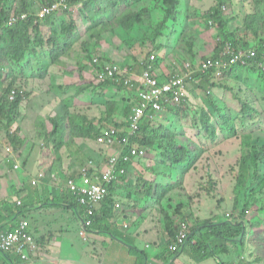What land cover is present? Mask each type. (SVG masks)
I'll return each mask as SVG.
<instances>
[{
	"label": "trees",
	"instance_id": "obj_1",
	"mask_svg": "<svg viewBox=\"0 0 264 264\" xmlns=\"http://www.w3.org/2000/svg\"><path fill=\"white\" fill-rule=\"evenodd\" d=\"M56 1L58 0H0V135L2 136L0 152L7 144L14 153L21 154L25 141L19 136L23 131L19 121L23 116H30L31 120L33 119V131L43 140L44 150L51 153L54 164L58 166L57 171H64L65 175L69 173L75 178L81 174V169L90 159L97 160V153L92 149L90 142L97 139L102 129L114 127L118 128L122 135L126 134L123 131L132 111V104H129L130 96L134 99L136 90L134 84L129 87L124 82L130 72L140 73L148 68L151 54L148 52L137 57L138 53L134 49L138 47L144 51L147 49L144 47L147 42L154 44L155 47H151L150 52L152 50L158 53V56L154 63L156 69L152 71V75L160 79L167 75L165 70L169 67L165 66L164 61L169 55L167 50L169 45L161 38L168 32L167 28L170 24L177 25L180 20V6L183 0H66L67 6L61 7L59 13H53L43 19H36L33 16L42 5ZM103 3L109 5L110 16L106 20L100 17L104 11ZM155 5L160 8L157 19L152 18ZM189 10L196 12L193 8ZM239 12L245 13L236 25ZM22 13H28L30 16L13 25L8 24L10 15ZM79 13V17L76 16ZM56 16L60 22L59 28L51 27L45 31L44 25L52 26V18ZM146 19L151 22V32L145 30L138 38V35H134L135 28L139 29L141 24L146 23ZM187 21L185 34L188 36L187 38L184 36L181 50L178 45L176 46L178 49L176 57L186 52V59L198 61L199 50L195 48V43L203 41L204 44L202 29L215 30L216 45L212 50V57H225L223 53L227 46L236 50L251 49L255 52V56L248 59V68L257 72L264 83V66H261L264 64V0H215V4L206 12L200 16L189 15ZM82 27L87 29H83L79 37L78 31ZM174 31L176 32L177 29L175 28ZM111 34H116L122 42L121 47L128 49L134 55L128 59V63L124 61V57L117 56L116 51L101 45L105 36ZM78 41H80V51L85 55L82 59L78 56V61L73 66L78 70V81L81 85L76 90V94L84 96L90 90L93 92V97L97 95L104 99L106 94L116 89L122 97L120 99L112 97L104 105L91 104L88 107L89 111L93 107L98 109L100 111L98 116L84 111H71L72 103L67 100H62L47 116H43L41 111V113H33L32 106L35 100L32 95L36 86H40L41 89L48 88L50 92L51 86L46 82L52 67L50 65L64 66V59L74 55L73 48ZM98 47L101 56L95 55ZM162 52L164 53L161 54ZM96 57L100 58L98 62L95 61ZM202 58L204 59L205 56ZM84 61L89 62L86 69L91 65L93 67L90 76L85 70ZM106 63L116 64L121 69L127 67L129 70L123 71V76L122 71L117 72L113 80L107 76L100 77L98 72L104 71L103 67ZM237 69L239 68L235 66L226 71L222 76L224 79L220 81L202 74L200 85L196 86L190 82L189 91L192 95H195L198 88H203L205 91L212 87L224 88L231 91L238 105L237 111L231 109V112L227 113L217 107L211 94L208 95L210 99L208 104L200 102L195 108L197 115L193 117L192 122L193 131L199 142L185 133L179 134L176 131V124L174 125L173 118L185 114V109L189 106L187 102L180 106H168L169 111L152 113V117H147L143 121L132 139L147 151L158 150L160 160L152 167V173L156 177L150 180L143 173L137 172L138 178L134 182L129 181L131 165L143 161L147 157L145 155L125 163L126 172L119 173L118 179L110 185V194L97 203L101 205L100 208L95 206L93 212L95 219L98 218V214L108 217L117 215L115 200L118 198L117 191L120 190L122 193L127 192L125 197L127 202L134 199L135 209L147 197L158 202L157 208H154L165 219L168 238H170L167 249H170V245L178 243L180 227L182 224H187L191 234L188 235L186 246L194 250L201 260L207 256L216 257L221 251L226 252L229 244L240 242L241 246H245L255 228H263L261 233L264 235V216L256 222L250 221L247 217L248 212L255 208L258 214L264 215V106L257 96L243 93L242 83L235 79L238 76L232 75ZM53 76L50 75V79ZM13 88L18 91L19 96L14 101H10L9 93ZM206 149L210 150L211 156L217 161L218 174H221L222 178L224 173H229V170L235 175L234 185L232 184L234 210L237 211L241 203L243 191L248 190L243 208L235 217L240 218L239 222L220 220L225 216L216 218L220 221L195 217V211L194 214L192 212L194 207L189 204L192 197L188 193L187 198L190 201L180 200V203H175L176 205H173L174 202L165 205L166 196L173 194L175 185H178L173 182L179 178L178 172L184 167L191 168V164L201 157ZM9 156H12V153L5 158L9 159ZM234 158L236 160L231 162L230 160ZM226 161L230 162L228 168L223 166ZM95 166L97 170L102 168L101 165ZM156 167L160 169L157 170ZM75 173L76 175H73ZM182 174L187 173L184 171ZM205 176H209V181L202 189L217 190L219 180L215 173H208ZM72 195L77 202L75 195ZM219 202L221 201L218 200ZM119 215L124 218L129 217L125 213ZM245 264L250 263L247 261Z\"/></svg>",
	"mask_w": 264,
	"mask_h": 264
},
{
	"label": "crops",
	"instance_id": "obj_2",
	"mask_svg": "<svg viewBox=\"0 0 264 264\" xmlns=\"http://www.w3.org/2000/svg\"><path fill=\"white\" fill-rule=\"evenodd\" d=\"M61 74L56 73L58 84L64 83ZM19 125L23 127L19 136L25 145L20 155H14L20 168H14V162L5 158L6 152L5 156L0 155V232L15 229L19 222L27 220L37 247L28 252V260H23L14 251H9L7 255L0 252V264H217L214 263L215 256H207L203 260L198 258V254L186 246L187 243L176 252L167 249L170 238L164 217L153 207L137 211L134 199L129 202L124 200L123 203L116 199L115 203H121L122 207L115 209L117 215L113 217L98 214L95 219L93 215H86L67 187L71 174L57 171L58 166L54 164L51 153L44 150L41 142L34 145L37 137L33 131L34 124L31 128L34 135L27 133L29 130L25 128L24 119H20ZM106 158L105 155L96 160V164L104 168ZM42 171L44 176L39 177ZM33 179H37L36 184L32 183ZM76 180L80 183L78 177ZM117 192L116 197H120L122 192ZM175 198L173 205L180 201L177 196ZM100 206L97 205V208ZM194 211L195 217L202 220L210 218L203 217V211ZM122 213L129 217L119 215ZM89 218L93 222L87 227L86 236L82 234V229L84 220ZM213 220L224 219L213 217ZM251 236L247 241L250 238L260 239L254 234ZM239 243L229 244L226 252H219V255L227 257L224 264H245L247 261L261 264L259 259L262 257L254 252L258 250L254 244L246 242L245 246H241ZM238 247L246 251L236 257Z\"/></svg>",
	"mask_w": 264,
	"mask_h": 264
},
{
	"label": "rangeland",
	"instance_id": "obj_3",
	"mask_svg": "<svg viewBox=\"0 0 264 264\" xmlns=\"http://www.w3.org/2000/svg\"><path fill=\"white\" fill-rule=\"evenodd\" d=\"M215 4V0H184L181 3V14L179 15L180 20L178 23L175 24H170L169 27L167 28V33H164L163 41L167 43L168 46V52L169 55L166 58L167 62L168 61H173L175 60L176 57V51L177 45L179 46V50L182 49V41L184 36L187 38L188 34H185V30L188 27V21L187 19L189 18V15H194V16H200L204 12H206L209 8H211ZM104 5V11L101 13L100 17L102 20H106L107 17L110 16L109 14V5L106 3H103ZM190 8H193L196 10V12H193L189 10ZM160 8L158 5H155V12L152 14L153 19H157L159 15ZM76 12V11H75ZM117 13V11H116ZM245 13V12H244ZM244 13L239 12L238 15V21L235 22L237 25L239 20H241L242 16ZM80 13L77 14L76 16L79 17ZM202 17V16H201ZM52 26L51 25H44L45 26V31H48L51 27L58 29L60 22L58 20V16L52 18ZM151 22L149 19H146L145 24H141L139 26V29L135 28L134 35L139 38V35L143 33V31L147 30L148 33L151 32ZM177 29L175 32L174 29ZM83 29H87V27H82L78 31V36L80 37L82 35ZM202 37H205L204 39V44L202 42H197L195 43V48H198V60L201 59L203 56H211L212 50L216 45V40H215V33L216 31H207L205 29H202ZM198 41V40H197ZM122 42L119 41V37L116 34H111V35H106L105 39L102 41L101 45L106 46L111 49V51H116L118 48L121 47ZM204 45V46H203ZM96 47V46H95ZM95 47H92L94 49ZM147 49L142 50L138 47H136L134 50L137 51L138 55L145 54V53H151V54H156L158 56V53H155L150 49L151 47H155L154 44L151 42H147V44L144 46ZM204 47V48H203ZM99 48L97 49V53L95 55H102L101 52L99 51ZM123 49V48H122ZM73 51H75L74 55L72 57H69L67 59H64L65 65L64 66H58V65H50L52 66L49 71V78L50 74L54 75L53 78L57 79V75L61 74L62 80L64 82L63 86L60 87H54V91L51 89L50 92H48L47 89H41L40 86H36V89L33 93V97L35 102L33 103L32 109L33 113H36L37 111H41L40 113L43 116H47L48 113L54 111L58 105L61 103L62 100H67L71 101L70 105V110L71 111H84L88 112L89 114L92 115H100V111L96 108L93 107L91 111H89L88 107L91 104H101L104 105L110 98L114 97L115 99L121 98L122 96H119V92L116 91V89H112V92H109L108 94L105 95L104 99H102L100 96L95 95L93 97V92L90 90L88 91L87 95L82 96V94H79V96L76 94V90L80 85V82L78 83V70H76L73 66L76 65L78 61V56L81 59L84 57L85 53L80 51V41L77 42L76 46H74ZM143 51V52H142ZM128 49L124 50H119L116 52L117 56L126 57L124 54H129ZM162 54V53H161ZM94 55V56H95ZM132 55V53H131ZM133 56V55H132ZM182 56H186V52L182 53ZM48 59V58H47ZM49 60V59H48ZM86 63L85 65V70L88 72V75L90 76L92 73V67H87L88 63L87 61H84ZM165 63V64H166ZM247 64L246 66H248ZM47 68V65H45ZM261 66H264L262 64ZM73 67V68H71ZM76 67V66H75ZM92 70V71H91ZM233 76H238L235 79L239 80L242 83L243 86V93L244 94H252L255 95L259 98L261 104L264 106V83L261 79V77L258 75L257 72H254L253 69L251 68H242L240 67L237 69V71H234L232 73ZM224 78H220L217 80H223ZM217 81V82H219ZM58 83V81H57ZM58 98L56 97V94ZM126 92V91H125ZM209 94L213 95L214 100L216 102V105L218 108L225 110L227 113L231 112V109L237 111V103L233 99V95L231 91L225 90L224 88H210L208 90H204L203 88L196 89L195 95L189 94L188 96V103L189 106L188 108L185 109V114L178 115L173 118L175 120L174 125L176 126V131L179 134H187L189 137H192L196 142H199V139L197 136H195V133L192 128V122H193V117L197 115V111L195 108L200 102H204L205 104H208L210 99H209ZM57 98V102H56ZM192 101H190V100ZM50 105H48V104ZM32 105V104H31ZM188 112V114H187ZM24 112L21 114V117L23 116ZM189 115V116H188ZM22 119H24V123L26 124L29 131L27 133L34 135V132L31 130L33 127L32 122H30L31 117L30 116H23ZM171 123V122H170ZM39 137H36L34 140V145H38L39 142H41V139L38 140ZM0 139H2L0 135ZM92 149L97 153L96 159L101 160L106 154L107 149L103 145L97 144L95 141L90 142ZM88 144V142H87ZM86 144V145H87ZM4 155L5 153V146L3 147V151H1ZM5 156V155H4ZM145 156H147L143 161L136 163L135 165L131 166L130 171H129V181L134 182L137 178V172L143 173L144 176L148 179H154L156 176L152 173V167L156 162L160 160V157L158 156V150L154 149L153 151H147ZM10 160V159H9ZM236 158L230 160L231 162H234ZM12 162V161H10ZM230 162L226 161L223 166H226L227 168L229 167ZM191 168L185 170L184 168H181V170L178 172L179 178L175 181L174 183H178V185H175L176 189L174 190L173 194H168L164 200L166 203L165 205H169L171 202H174L176 200L175 195L178 197L179 200H184L187 202V193L192 197V200L190 201L189 199V204L194 207V210L196 211H203L205 215L203 217H224L226 214H231L233 219L240 214L243 204L245 201V197L247 195V191H243V197L241 200V203L236 210L233 209V199H234V194H233V186L234 185V180H235V175L233 172L229 170V173H224V178L221 177V174H218L217 170V161H215V158L211 156L210 150L206 149L205 152L199 157L197 160H195L191 164ZM157 168V167H156ZM160 168L158 167L157 170ZM187 173L186 175L182 173ZM208 173H215L217 176V179L219 180V188L217 190H204L202 189L203 185L207 184L209 181V176L206 177L205 175ZM221 179V180H220ZM249 188L250 185H249ZM201 190H204L201 192ZM123 196L118 197L117 199L123 203L125 202L124 200L125 197L127 196V192L122 193ZM218 200L221 202L218 203ZM180 203V202H179ZM205 203V206L203 207V204ZM158 206V202L153 201V199L147 197L142 201L141 206H138L137 211H142L147 209L148 207H156ZM157 208V207H156ZM154 208V209H156ZM203 208V209H200ZM143 212V211H142ZM194 214V213H193ZM209 214V215H208ZM195 215V214H194ZM262 214H258L256 211V208L254 210H250L247 214V217L250 221H257L258 219H262ZM183 225H181L180 230H182ZM263 229V228H261ZM261 229H254L252 232L253 234L257 236V241L253 238H250L247 243H252L254 244L255 247L258 249H255V253H258L262 257L261 264H264V235L261 233ZM179 230V231H180ZM190 229H188L189 232ZM262 241V243H260ZM246 243V244H247ZM238 250L235 253V256L238 257L241 253L245 252L246 250H241L240 247L237 248ZM253 250V249H252ZM251 250V251H252ZM255 255V254H252ZM257 256H255V259ZM220 260L223 263H227V257L219 255L216 257V260H214V263L221 264Z\"/></svg>",
	"mask_w": 264,
	"mask_h": 264
},
{
	"label": "built area",
	"instance_id": "obj_4",
	"mask_svg": "<svg viewBox=\"0 0 264 264\" xmlns=\"http://www.w3.org/2000/svg\"><path fill=\"white\" fill-rule=\"evenodd\" d=\"M66 7V0L56 1L44 8H42L36 15L44 17L52 13L58 8ZM28 13L10 16L9 25L15 24L17 21L28 18ZM225 57L215 58L208 57L198 66L194 67L190 62L184 64V72L170 78L165 84H160L158 79L152 75L154 69L150 64L148 69L144 71L143 75L138 76V79L126 78L125 83L134 84L137 96L140 98V103L137 105L129 118L128 126L122 132L118 128L109 127L103 129L97 138L99 144H104L110 148L116 146L111 153H109L107 161L104 163V168L98 169L91 160L88 165L81 169V174L77 177L80 183L76 181V177H69L67 180V187L75 195L76 200L86 215L91 217L94 213L95 206L98 202L104 200L110 194V185L118 179L119 173L126 172L125 163L130 162L131 159L143 156L146 154V149L138 142L132 140L140 129V124L148 110L156 113L161 112L167 102L178 101L187 93L186 82L193 80L195 73H210L215 78H220L226 71L235 66H246L248 59L255 56L254 51L238 50L235 51L232 47H228L224 52ZM150 60L155 61L156 55H150ZM105 74L113 75L118 71L117 66H106ZM108 75V76H109ZM137 82L135 83V81ZM197 82V81H196ZM17 90L13 89L10 98L14 99L17 95ZM171 94L174 100L170 99ZM7 152H11L10 147L6 148ZM15 168H20L19 163H15ZM95 169V171H93ZM104 169V170H103ZM39 177L44 176V172H39ZM33 184L37 183V179L32 180ZM20 203V201H19ZM116 208H121L120 203L115 204ZM93 219L84 220L82 234L87 236V227L92 226ZM126 226V225H125ZM189 226L183 225L180 230L178 243L170 245L172 252L178 251L180 247H184L187 242ZM36 242L33 234L30 232V223L27 220L19 222L18 226L12 230L0 232V249L6 252L14 251L23 260H28V252L36 249ZM1 252V251H0ZM238 264V263H236Z\"/></svg>",
	"mask_w": 264,
	"mask_h": 264
},
{
	"label": "clouds",
	"instance_id": "obj_5",
	"mask_svg": "<svg viewBox=\"0 0 264 264\" xmlns=\"http://www.w3.org/2000/svg\"><path fill=\"white\" fill-rule=\"evenodd\" d=\"M59 1V0H58ZM184 1V0H183ZM53 3V2H52ZM52 3H48L47 5H42L39 9H37L34 13H33V16L36 18V19H43V18H45L46 16H48V15H51V14H53V13H59V12H61L60 11V8H58V9H56L55 11H53L52 13H50V14H47L46 16H44V17H39V16H37L36 14L42 9V8H44V7H46V6H48V5H50V4H52ZM67 4V3H66ZM12 15H16V14H12ZM12 15H10V16H12ZM20 15V14H19ZM30 16V15H29ZM28 16V17H29ZM10 18V17H9ZM24 19H26V18H24ZM24 19H22V20H24ZM9 20V19H8ZM19 21H21V20H19ZM37 21V20H36ZM18 22V21H17ZM16 22V23H17ZM9 24V23H8ZM13 25V24H12ZM228 47H231V46H227L226 48H224V50H225V52H226V50H227V48ZM125 48H119L118 50H116V52H118L119 50H124ZM234 49V48H233ZM244 50V49H242V48H239V49H234L235 51H238V50ZM253 51V50H251V49H247V51ZM164 52H162V54H163ZM224 54V53H223ZM124 55H126V57H124V61L125 62H129L128 61V59L129 58H132L133 56L131 55V53H129V54H124ZM141 55V53L139 54V56ZM150 55H152V54H150ZM156 55V54H155ZM138 57V56H137ZM208 57H212V55L211 56H206L204 59L203 58H201V59H199L198 61H196V62H193V61H191V60H189V59H186L185 58V56H180V57H177L175 60H173V61H168L169 63H166L167 62V60H165L164 61V64H165V66L166 67H169L168 69H166L165 70V72H167V75H165V77L163 78V79H160V78H157L158 79V81L160 82V84H165L170 78H172L173 76H175V75H177L178 73H183L184 72V70H185V68H184V64L186 63V62H190L194 67H196V66H198L199 64H201L203 61H205L206 60V58H208ZM156 58H157V55H156ZM99 57H96V59H95V61L96 62H98L99 61ZM148 61H149V65L150 64H152L153 65V67H154V69H156L155 68V65H154V63H155V61H151L150 60V56H149V59H148ZM177 61H179V62H177ZM177 62V65L175 64ZM247 64H249V61H248V63ZM107 65H109V66H117L118 67V71L117 72H120V71H122L121 72V74H122V76H123V74H124V72L123 71H128L129 69L127 68V67H124L123 69H121L118 65H116V64H111V63H106L105 65H104V71L103 72H98V74H100L99 76L100 77H103V76H107V77H111L112 78V80H113V78H114V75L117 73V72H115V73H113V75H107V74H105V71L107 72V70H106V66ZM91 67H92V65H91ZM149 67V66H148ZM236 67H238V68H240V67H242V68H247L248 66H236ZM148 68H146L145 70H143L142 72H140V73H136V72H130L129 73V75L126 77V78H134V79H138V76H140V75H143V73H144V71H146ZM153 69V70H154ZM92 70H93V67H92ZM91 70V71H92ZM87 72V71H86ZM92 74V73H91ZM202 74H206V76H209V77H213V76H211L210 75V73H195L194 75H193V80H188L187 82H186V91H187V93L185 94V96L184 97H182V98H180L178 101H174V102H166L165 104H164V106H165V108L161 111V112H167V111H169V109H168V106H180L182 103H185V102H187L188 103V96H189V94H191L190 93V91H189V84H190V82H193L194 83V85H196V86H198V85H200L201 84V78H202ZM225 74V73H224ZM50 75H52V74H50ZM223 76V75H222ZM222 76L220 77V78H222ZM197 77H199V78H197ZM213 78H215V77H213ZM220 78H215L216 80L217 79H220ZM197 81V82H196ZM46 82L48 83V84H50V91H51V89L54 91V87H60V86H63V84H58L57 83V79H55L54 80V78H52L51 80L49 79V78H47L46 79ZM78 83H79V81H78ZM125 83V82H124ZM126 84V83H125ZM127 86H131L130 84H126ZM198 88V87H197ZM13 89H15V88H13ZM12 89V90H13ZM199 89V88H198ZM12 90L10 91V93H9V100L10 101H14L15 99H16V97L17 96H19V94H17L16 95V97L14 98V99H11L10 98V94H11V92H12ZM55 93V92H54ZM56 94V93H55ZM56 97L58 98V96H57V94H56ZM57 98H56V102H57ZM170 99H172V100H174V96L171 94V98ZM190 100V99H189ZM190 101H192V100H190ZM139 103H140V98L137 96V93H136V96H134V99H133V96H130V102H129V104H132V111H131V113H130V115H129V117H128V122H129V118H130V116H131V114H132V112H133V109L137 106V105H139ZM48 104V103H47ZM49 105V104H48ZM188 105H189V103H188ZM50 106V105H49ZM161 112H159V113H161ZM152 113H154V114H159V113H156V112H154V111H152V110H148L147 112H146V114H145V116L143 117V119H142V121H141V124L143 123V121L147 118V117H152ZM141 124H140V126H141ZM127 126H128V124H127ZM127 126L125 127V129L127 128ZM106 129V128H105ZM103 130V129H102ZM101 134V133H100ZM98 138V137H97ZM133 140V139H132ZM134 141V140H133ZM95 142L97 143V144H99L98 142H97V139L95 140ZM136 142V141H135ZM41 143H42V145H43V148L45 147V145H44V142H43V140H41ZM99 145H103L104 147H106V149H107V158H108V156H109V153H111L112 151H113V149L116 147V146H114L113 148H110V147H108V146H106V145H104V144H99ZM7 147H10V146H7ZM7 147H5V152L7 153V155L9 154V152H7L6 151V148ZM11 148V147H10ZM12 149V148H11ZM147 151V150H146ZM10 153H12V156H9V159H10V161H12V162H14L13 164H14V168H15V163H18L17 161H15L16 160V158H15V153L13 152V150L10 152ZM106 158V159H107ZM93 161L94 163L93 164H95V165H97L96 164V160L95 159H90L89 160V162L90 161ZM107 160H105V162H106ZM88 162V163H89ZM104 162V163H105ZM88 163L86 164V165H88ZM85 165V166H86ZM132 166V165H131ZM84 167V166H83ZM99 169H101V168H99ZM43 172V171H42ZM116 204V203H115ZM121 204V203H120ZM121 207H122V205H121ZM115 209H120V208H116L115 207ZM236 218H234L233 219V217H232V215L231 214H226V216H225V218H224V220L225 221H234V222H239L240 220H235ZM191 234V233H190ZM187 243V242H186ZM185 246V245H184ZM8 253V252H7Z\"/></svg>",
	"mask_w": 264,
	"mask_h": 264
},
{
	"label": "water",
	"instance_id": "obj_6",
	"mask_svg": "<svg viewBox=\"0 0 264 264\" xmlns=\"http://www.w3.org/2000/svg\"><path fill=\"white\" fill-rule=\"evenodd\" d=\"M231 222V221H230ZM231 223H234V221H232ZM0 251H1V253H3V254H5V255H7L8 253L6 252V251H4V250H1L0 249ZM9 256V255H8ZM216 257H218V256H216ZM10 258V257H9ZM11 259V258H10ZM12 263V262H11ZM220 263L221 264H224L221 260H220ZM12 264H14V263H12Z\"/></svg>",
	"mask_w": 264,
	"mask_h": 264
}]
</instances>
